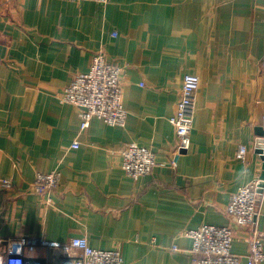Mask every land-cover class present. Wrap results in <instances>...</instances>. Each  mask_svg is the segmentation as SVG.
<instances>
[{
    "label": "crops",
    "instance_id": "0c3cea01",
    "mask_svg": "<svg viewBox=\"0 0 264 264\" xmlns=\"http://www.w3.org/2000/svg\"><path fill=\"white\" fill-rule=\"evenodd\" d=\"M99 50L122 68L128 117L124 126L95 118L82 131L61 96ZM263 58L264 0H0V178L13 182L0 186V254L13 238L86 237L95 249L120 248L124 264H196L185 232L232 224L231 195L264 176L255 149ZM188 73L201 82L183 149L170 118ZM131 143L155 153L151 175L123 170ZM54 170V192L32 193L36 173ZM254 228L264 247V199ZM250 233L235 230L232 251L244 260ZM64 259L44 243L25 252L30 264Z\"/></svg>",
    "mask_w": 264,
    "mask_h": 264
},
{
    "label": "built area",
    "instance_id": "2783aa9c",
    "mask_svg": "<svg viewBox=\"0 0 264 264\" xmlns=\"http://www.w3.org/2000/svg\"><path fill=\"white\" fill-rule=\"evenodd\" d=\"M79 1H92L102 5L109 2V0ZM261 65L264 68V58ZM200 82L198 75L185 74L175 113L170 118L183 149L193 130L195 98ZM61 101L78 109L82 131L86 130L95 118L111 126H124L128 111L123 104L122 68L111 62L103 50H99L93 56L89 71L74 76L62 93ZM261 125L263 135L256 143L255 149L264 164V114ZM78 145V142H75L73 147L77 148ZM247 151V146L239 145L237 158L243 160ZM121 157L123 170L133 179L151 175L157 166L155 153L137 143L126 146L121 151ZM60 178V172L57 170L48 173L38 172L31 183V192L48 196L57 188ZM261 183H264L263 178L253 180L231 195L227 213L231 217L232 224L225 226L205 224L185 232L184 235L192 241V251L202 255L196 264H261L264 261L263 237L254 228L264 199V191H260L264 185H260ZM0 186L11 189L13 182L8 178H0ZM240 227L251 228L247 239L250 245L247 261L243 256L232 251L235 230ZM38 243L61 248L65 252V259L60 264H124L120 248L95 249L90 246L86 237L72 238L63 245L31 238L9 239L4 242V253L0 254V264H30L25 260V252L33 250Z\"/></svg>",
    "mask_w": 264,
    "mask_h": 264
},
{
    "label": "water",
    "instance_id": "95a60500",
    "mask_svg": "<svg viewBox=\"0 0 264 264\" xmlns=\"http://www.w3.org/2000/svg\"><path fill=\"white\" fill-rule=\"evenodd\" d=\"M261 135H263V131H262ZM262 178L264 179V176H263ZM260 185H262V186H263V185H264V183H261Z\"/></svg>",
    "mask_w": 264,
    "mask_h": 264
}]
</instances>
